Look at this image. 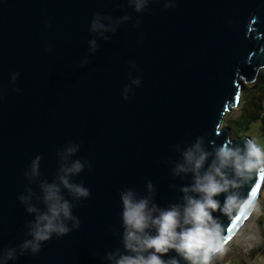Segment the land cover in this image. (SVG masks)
<instances>
[{
  "label": "water",
  "instance_id": "95a60500",
  "mask_svg": "<svg viewBox=\"0 0 264 264\" xmlns=\"http://www.w3.org/2000/svg\"><path fill=\"white\" fill-rule=\"evenodd\" d=\"M165 2L150 0L138 13L128 0H0V251L31 238L26 225L34 214L19 196L28 188L42 195L39 182L55 180L58 153L70 144L79 145L70 159L85 163L72 180L90 190L80 200L63 190L78 228L8 264H110L106 253L124 250L123 190L147 196L150 181L161 208L183 203L180 188L192 175L173 169L184 149L198 137L209 151L254 142L230 138L221 124L237 103L238 78L252 82L264 66V0ZM97 13L131 19L104 40L90 31ZM37 156L40 176L30 181L25 173ZM262 170L234 190L228 214L212 213L223 242L246 217L248 201L255 204ZM225 198L216 197L221 206Z\"/></svg>",
  "mask_w": 264,
  "mask_h": 264
},
{
  "label": "clouds",
  "instance_id": "9594fccd",
  "mask_svg": "<svg viewBox=\"0 0 264 264\" xmlns=\"http://www.w3.org/2000/svg\"><path fill=\"white\" fill-rule=\"evenodd\" d=\"M128 3L140 13L147 9L150 0H128ZM169 6L171 3L166 0L165 7ZM130 19L129 15H125L114 20L97 13L91 21L90 31L108 40L106 32L114 33L121 23ZM139 23L137 21V25ZM90 45L91 51L95 53L99 47L96 40H91ZM17 76L18 73L12 75L13 83ZM132 83L139 85L141 81L135 78ZM128 89L126 85L124 99H128ZM176 147L180 151L179 146ZM78 148L79 145L70 144L58 153L61 162L58 174L52 182H39L42 195L28 188L27 194L19 196L26 211L34 214V219L26 225V235L31 238L25 239L17 247L0 251V264H8L18 255L29 252L36 255L44 242L52 239L53 235L62 237L80 226V219L73 214L75 205L63 194V190H67L74 200L90 196L88 188L72 180L85 167V163L79 159H70ZM181 154L182 161L175 164L173 174L178 177L192 175V183L180 188L183 203L161 208L154 202V187L150 181L147 184V196H138L134 189H125L120 193L124 250L106 253L105 259L110 264H181V260L185 264H213L214 259L224 252L221 225L212 213L219 210L228 214L225 209L235 198L234 190L254 170L264 167V152L251 139L245 141L242 147L228 141L209 151L204 146L203 138L198 137ZM40 161V156L35 157L29 171L25 173L30 181H36L40 176ZM221 194H226L222 206L216 199ZM33 198L41 201L45 208L37 207L32 202ZM248 204L256 210L252 201H248ZM173 250L177 255L164 259Z\"/></svg>",
  "mask_w": 264,
  "mask_h": 264
},
{
  "label": "rangeland",
  "instance_id": "374dc122",
  "mask_svg": "<svg viewBox=\"0 0 264 264\" xmlns=\"http://www.w3.org/2000/svg\"><path fill=\"white\" fill-rule=\"evenodd\" d=\"M238 80L242 87L245 85L251 86L256 81L254 84H260L264 92V66L258 70L256 79L252 82L245 83L241 77ZM236 106H231L225 113L221 126H224V122L229 116L235 114L237 111ZM246 135L251 137L255 144L260 147L261 151L264 152V127L261 126L260 122L252 125ZM263 202L264 181L261 192L255 202L256 210H250V214H248L235 232L229 236L230 239L227 238L224 244V252L214 259V264H264V236L258 225L259 217L264 214L262 208Z\"/></svg>",
  "mask_w": 264,
  "mask_h": 264
},
{
  "label": "trees",
  "instance_id": "16d2710c",
  "mask_svg": "<svg viewBox=\"0 0 264 264\" xmlns=\"http://www.w3.org/2000/svg\"><path fill=\"white\" fill-rule=\"evenodd\" d=\"M254 83L241 88L242 91L240 90L236 103L235 116H229L224 122V126L230 129L229 134L232 139L246 135L251 126L257 122H260L264 127V92L260 84ZM238 113L240 114L238 115ZM262 208L264 210V202ZM258 225L264 236V214L259 217Z\"/></svg>",
  "mask_w": 264,
  "mask_h": 264
},
{
  "label": "bare ground",
  "instance_id": "6f19581e",
  "mask_svg": "<svg viewBox=\"0 0 264 264\" xmlns=\"http://www.w3.org/2000/svg\"><path fill=\"white\" fill-rule=\"evenodd\" d=\"M250 210H252V208H250ZM250 210H249V212H251ZM249 212L247 213L246 217L248 216V214H250ZM246 217H245V218H246ZM245 218H244V219H245ZM244 219H243V221H244ZM243 221H242V222H243ZM254 229H255V227H254ZM256 234H257V233H256ZM256 236H257V235H256ZM223 243L225 244V242H223ZM213 264H214V261H213Z\"/></svg>",
  "mask_w": 264,
  "mask_h": 264
},
{
  "label": "snow or ice",
  "instance_id": "6c2138e0",
  "mask_svg": "<svg viewBox=\"0 0 264 264\" xmlns=\"http://www.w3.org/2000/svg\"><path fill=\"white\" fill-rule=\"evenodd\" d=\"M262 171H264V170H262ZM253 194H255V193H253ZM240 218H241L240 216H237V217H236V220L238 221V220H240ZM229 239H230V237H229ZM225 242H226V241H225Z\"/></svg>",
  "mask_w": 264,
  "mask_h": 264
}]
</instances>
